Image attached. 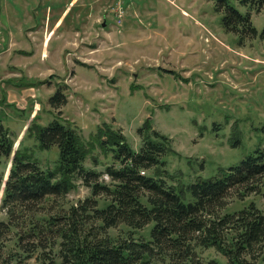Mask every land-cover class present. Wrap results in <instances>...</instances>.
<instances>
[{"label": "rangeland", "instance_id": "obj_1", "mask_svg": "<svg viewBox=\"0 0 264 264\" xmlns=\"http://www.w3.org/2000/svg\"><path fill=\"white\" fill-rule=\"evenodd\" d=\"M70 2L0 0V118L15 150L26 147L42 167H54L58 148L41 150L30 135L36 116L41 125L55 118L69 124L87 142L108 123L136 152L140 130H156L177 152L166 156L171 181L189 186L264 146V9L251 11L258 36L243 37L223 27L219 0H76L54 30ZM59 88L68 101L54 107L50 98ZM111 162L98 144L89 147L87 168L104 171ZM8 166L0 167L6 176ZM91 195L80 181L63 203ZM238 198L234 191L224 213L251 202L264 211L262 192ZM199 253L230 264L214 248Z\"/></svg>", "mask_w": 264, "mask_h": 264}, {"label": "trees", "instance_id": "obj_2", "mask_svg": "<svg viewBox=\"0 0 264 264\" xmlns=\"http://www.w3.org/2000/svg\"><path fill=\"white\" fill-rule=\"evenodd\" d=\"M236 1L250 11L219 0L223 27L257 37L251 11L263 10L264 0ZM260 36L264 39V29ZM64 90L50 98L54 107L67 104ZM36 119L29 132L39 149L58 148L53 168L42 167L26 147L15 150L0 118V167L9 168L11 162L7 179L0 170V264H220L199 253L210 248L230 264L264 261V211L251 202L224 213L234 191L239 200L264 194V146L217 177H199L185 186L171 181L166 156L177 152L171 139L156 130H140L143 145L136 152L122 130L108 123L87 142L57 118L48 125ZM236 139L234 146L240 143ZM93 144L112 157L104 171L85 165ZM80 181L92 195L65 206ZM151 224L149 236L142 235Z\"/></svg>", "mask_w": 264, "mask_h": 264}, {"label": "crops", "instance_id": "obj_3", "mask_svg": "<svg viewBox=\"0 0 264 264\" xmlns=\"http://www.w3.org/2000/svg\"><path fill=\"white\" fill-rule=\"evenodd\" d=\"M75 1H76V0H71L70 4L66 7V10H65L64 12H62L61 15H59V20H57V22H55V24H53V25H54V30H55V29L61 24L62 20L64 19V17H65L67 14H68V15H67L66 18L69 17V15H70L69 9H70L71 5H72ZM73 22H74V21L72 20L71 23H70V28L68 29L70 32L72 31L71 28H73V27H72ZM44 28H45V26L43 27V30H44ZM48 40H49V38L46 37V40H45L44 43H43L44 48L47 47V42H48Z\"/></svg>", "mask_w": 264, "mask_h": 264}, {"label": "water", "instance_id": "obj_4", "mask_svg": "<svg viewBox=\"0 0 264 264\" xmlns=\"http://www.w3.org/2000/svg\"><path fill=\"white\" fill-rule=\"evenodd\" d=\"M105 25H106V23L104 22V23H103V26H105ZM54 77H55V75H54V74H51V75L49 76V79H53ZM13 155H14V154H13ZM10 168H11V166H10ZM9 173H10V171L8 172V175H9ZM7 177H8V176H6V179H7ZM6 179H5V180H6Z\"/></svg>", "mask_w": 264, "mask_h": 264}, {"label": "built area", "instance_id": "obj_5", "mask_svg": "<svg viewBox=\"0 0 264 264\" xmlns=\"http://www.w3.org/2000/svg\"><path fill=\"white\" fill-rule=\"evenodd\" d=\"M122 14H120V16H121ZM142 174H144V172H142Z\"/></svg>", "mask_w": 264, "mask_h": 264}]
</instances>
